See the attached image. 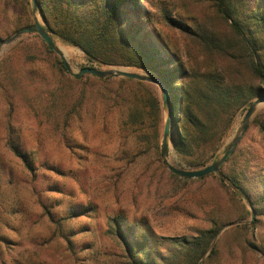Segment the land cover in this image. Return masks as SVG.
I'll return each instance as SVG.
<instances>
[{"label":"trees","instance_id":"obj_1","mask_svg":"<svg viewBox=\"0 0 264 264\" xmlns=\"http://www.w3.org/2000/svg\"><path fill=\"white\" fill-rule=\"evenodd\" d=\"M204 1L206 11L200 18H181L165 12L161 22L172 33L168 34L157 27L139 0H36L35 14L43 25L37 23L50 37L81 50L88 63L144 70L162 81L172 108L169 144L176 167L189 171L217 161L236 116L264 97V0ZM29 7L26 0L13 35L25 29L37 33ZM44 48L52 55L58 71L67 77L60 59L46 44ZM68 79L99 84L81 92L64 121L72 127L71 135L77 132L85 140L86 130L79 124H94L99 117L105 118L112 126V146L90 151L83 144L70 145V139L63 135L69 151L93 166L104 194L110 193L116 200L126 194L135 204L146 182L159 184L165 174L171 181L188 180L166 170L162 158L166 109L153 85L90 75ZM16 129L8 124L5 147L34 179L35 157L24 149ZM263 173V158L244 148L241 140L220 167V176L210 174L199 179H216L230 191L234 196L232 205L237 201L241 208L237 218L207 209L206 227L168 237L159 235L146 217L118 208L103 211L105 233L118 247L125 264H221L219 232L226 225L250 218V222L233 228L232 241L245 254L264 260ZM48 189L62 197L68 194L56 186ZM39 204L70 252L74 250L72 236L76 232L68 225L76 219L92 220L94 213L100 212L99 206L92 203H68L60 211L53 208L62 206V202L53 207ZM80 229L78 233L91 230L87 226Z\"/></svg>","mask_w":264,"mask_h":264},{"label":"rangeland","instance_id":"obj_2","mask_svg":"<svg viewBox=\"0 0 264 264\" xmlns=\"http://www.w3.org/2000/svg\"><path fill=\"white\" fill-rule=\"evenodd\" d=\"M25 2L0 0V38L4 41L17 34L11 32ZM139 2L157 27L168 34L172 33L161 22L165 12L181 18H200L206 11L204 0ZM29 3L32 10L31 0ZM35 19L43 25L38 14H35ZM51 38L54 43V50L51 51L61 62L59 55H62L73 73L85 67L122 69L90 64L81 50L65 45L52 35ZM44 44L34 32H21L6 45L0 42V264H125L118 247L105 233L104 210L124 208L130 215L144 216L159 235L168 237L206 227L204 214L207 209L217 215L238 217V211L241 210L239 202L232 205L234 196L226 187H221L216 179L171 181L165 174L159 184L155 181L150 185L144 183L135 204L130 202L126 194L117 200L110 193L104 194L103 183L95 174L93 166L86 163L84 158L80 161L75 157L65 143L68 137L70 145L83 144L90 151L112 146V126L105 118L99 117L94 124L89 121L79 124L86 130L85 140L77 132L71 135L69 130L72 127L64 121L69 108L81 97V92L97 88L99 84L85 79L69 81L68 77H75L66 70L67 77L58 71L55 60L46 52ZM123 70L149 75L135 68ZM154 88L158 96H162L160 89ZM246 113L236 116L223 140L219 158L241 131ZM163 117L165 121L166 111ZM8 124L18 129L16 132L19 133L20 143L35 157L37 171L34 179L26 174L20 162L5 147ZM263 126L264 104H259L240 141L244 148L255 151L264 160ZM166 161L177 168L170 144ZM46 163L64 175L50 171ZM49 186L63 189L69 195L62 197L57 192L48 191ZM225 186L229 187L227 183ZM40 202L51 204L52 207L62 202L63 205L54 207L53 211H60L68 203H92L99 206L100 212L94 213L92 220L76 219L68 225L76 232L72 236L74 250L70 252L65 242L58 238L57 230L43 215ZM242 202L245 204V200ZM247 209L250 211L249 207ZM250 220L235 221L219 232L218 259L221 264H264L259 256L245 254L232 241L233 228ZM82 226L90 227V232L78 233ZM253 232L258 234L256 230ZM218 262L214 264H220Z\"/></svg>","mask_w":264,"mask_h":264},{"label":"water","instance_id":"obj_3","mask_svg":"<svg viewBox=\"0 0 264 264\" xmlns=\"http://www.w3.org/2000/svg\"><path fill=\"white\" fill-rule=\"evenodd\" d=\"M31 3H32V13L35 16L36 0H31ZM29 31H31V29H25L22 31V33H27ZM34 31L37 32L38 36L47 45L48 48L54 50V43H53L52 38L46 32L45 28H43L42 26H40L37 23V19H35ZM20 33L21 32L17 33L15 36L11 37L7 41H3L1 43V45H6V44L10 43L14 39H16ZM59 56L63 62V65L65 67L66 72L75 78H79V77L84 76V75L95 76L97 78H129L132 80L145 82V83H148V84H151V85L158 87L161 91V94H162L163 106L166 109V119H165V126H164L163 138H162V158H163V161H164V164H165L167 170H169L170 172H172L173 174H176L177 176H179L181 178L200 179V178L206 177L210 174H216V175L220 176V167L224 164V162L228 158L229 154L235 149V147L238 145L240 139L242 138V136L246 132V130L248 128L249 119L252 116V114L255 110V107L259 104H264V97L260 98V99H258L252 103V105L249 107V109L245 115V118L243 120L241 131L234 138V140L226 147L225 152L221 156V158H219L217 161L213 162L209 166H207L203 169L197 170V171L182 170V169L175 168V167L171 166L166 161V157H167L168 151H169V139H168V137H169V131H170V124H171V120H172V108L169 104L167 89L158 77H156L152 74L145 75V74L129 73V72H126L123 70L124 67H121L122 69H112V70H101V69H97L94 67H85V68H82L81 70H79V72L73 73L71 71V69L69 68V66L67 65V63L64 61L62 55H59Z\"/></svg>","mask_w":264,"mask_h":264}]
</instances>
